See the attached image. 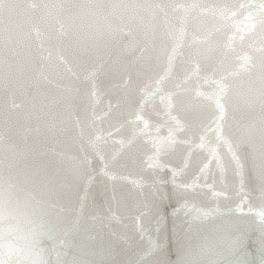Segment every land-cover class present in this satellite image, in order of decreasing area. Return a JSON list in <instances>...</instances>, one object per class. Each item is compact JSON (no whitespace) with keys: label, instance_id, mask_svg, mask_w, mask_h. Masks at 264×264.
Wrapping results in <instances>:
<instances>
[{"label":"water","instance_id":"water-1","mask_svg":"<svg viewBox=\"0 0 264 264\" xmlns=\"http://www.w3.org/2000/svg\"><path fill=\"white\" fill-rule=\"evenodd\" d=\"M0 264H264V0H0Z\"/></svg>","mask_w":264,"mask_h":264}]
</instances>
